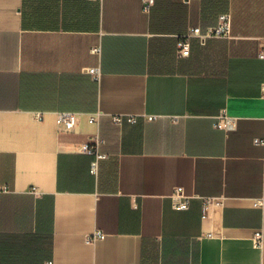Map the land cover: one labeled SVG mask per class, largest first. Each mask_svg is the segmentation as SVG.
<instances>
[{"label":"crops","instance_id":"0c3cea01","mask_svg":"<svg viewBox=\"0 0 264 264\" xmlns=\"http://www.w3.org/2000/svg\"><path fill=\"white\" fill-rule=\"evenodd\" d=\"M86 2L95 27L24 26H60L62 12L82 21ZM225 14L229 38L192 36L189 56L177 55L178 41ZM60 112L82 118L66 130ZM97 134L106 158L91 172ZM255 139L264 0H0V264H264ZM176 187L192 197L184 211L172 207ZM200 197L218 203L204 209ZM95 231L104 238L87 242Z\"/></svg>","mask_w":264,"mask_h":264},{"label":"built area","instance_id":"2783aa9c","mask_svg":"<svg viewBox=\"0 0 264 264\" xmlns=\"http://www.w3.org/2000/svg\"><path fill=\"white\" fill-rule=\"evenodd\" d=\"M231 35V18L229 14L221 15L218 19V24L212 28H210L205 34H202L198 28L192 30L190 35L185 36L183 39L177 42V55L179 57H187L190 52V41L189 38L192 36H197L200 39V43L204 44L207 38H229ZM93 53H98V48H93L91 50ZM87 73L91 76L94 81H99L100 79V71L97 68H90L87 70ZM102 114L100 112H96L93 114L87 115V121L90 124H98ZM37 120H41V115H37ZM82 118V114L77 112H60L57 114V124L65 127L66 130L74 129L80 122ZM147 120L152 121L155 120V116L147 117ZM111 121L115 125H122L124 122L128 124H134L136 122V118L133 116H121L114 115L111 116ZM225 126L230 128V120L224 119ZM256 144H264L263 140L255 139ZM104 144V140L97 134L92 135L88 139L87 143V153L93 156V161L90 164L91 172H95L98 168V164L100 160L106 158V155L101 152V147ZM3 191H8L7 187L3 188ZM172 207L178 211H184L188 208L189 200L192 198L185 194L182 187H176L173 189L170 194ZM202 202L203 208L207 209L212 205L217 204L218 202L214 198H199ZM202 217L205 218L206 214L203 213ZM104 238V234L100 231H95L89 236L86 237V241L89 243L95 242L96 240H101ZM263 242V234L261 231H257L254 234V244L257 247H260ZM51 264V263H49ZM197 264V263H194Z\"/></svg>","mask_w":264,"mask_h":264},{"label":"trees","instance_id":"16d2710c","mask_svg":"<svg viewBox=\"0 0 264 264\" xmlns=\"http://www.w3.org/2000/svg\"><path fill=\"white\" fill-rule=\"evenodd\" d=\"M84 6H85V12L82 21L85 23L87 27H76V28H92L97 26L99 19L98 6L96 4H93L92 2H86ZM30 21H32V19L26 20L25 18L24 20V26L27 29H53L60 27L57 24H36V23H31Z\"/></svg>","mask_w":264,"mask_h":264},{"label":"rangeland","instance_id":"374dc122","mask_svg":"<svg viewBox=\"0 0 264 264\" xmlns=\"http://www.w3.org/2000/svg\"><path fill=\"white\" fill-rule=\"evenodd\" d=\"M92 3H95V2H92ZM262 17H263V12H262V9H260L259 19H262ZM60 20L63 21V23H62V25H60V27H73V28H76V27H87L83 21H78L77 22L75 20L74 16H71V15L64 16L63 12L60 14ZM52 27H54V26H52Z\"/></svg>","mask_w":264,"mask_h":264}]
</instances>
